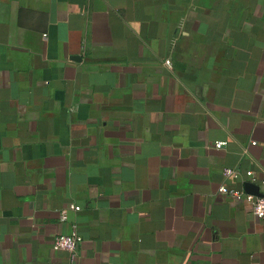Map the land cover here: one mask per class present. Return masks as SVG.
<instances>
[{"label": "crops", "instance_id": "1", "mask_svg": "<svg viewBox=\"0 0 264 264\" xmlns=\"http://www.w3.org/2000/svg\"><path fill=\"white\" fill-rule=\"evenodd\" d=\"M263 179L264 0H0V264H264Z\"/></svg>", "mask_w": 264, "mask_h": 264}, {"label": "built area", "instance_id": "2", "mask_svg": "<svg viewBox=\"0 0 264 264\" xmlns=\"http://www.w3.org/2000/svg\"><path fill=\"white\" fill-rule=\"evenodd\" d=\"M166 67L170 66V61H164L163 63ZM223 143L219 142L216 143V147H221ZM235 171L232 169H225L223 171L224 176H231L234 175ZM252 171H248L246 173V177L248 180L252 179ZM262 184H264V179L261 181ZM219 191L221 193H230L232 196L243 199L244 202H246L249 205V212L252 216L258 219H264V195L262 196H256V195H250V194H240L236 193L234 191H229L225 187H220ZM68 209L78 210L79 207H76L75 205H69L67 207ZM66 215V209H63L61 211V218L64 219ZM52 246L61 251H65L69 253V256L71 260H74L78 256V247H79V237L75 232H72L68 235H56L53 239ZM70 264V263H69Z\"/></svg>", "mask_w": 264, "mask_h": 264}]
</instances>
